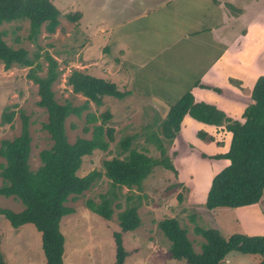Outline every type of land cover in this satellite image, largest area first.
I'll list each match as a JSON object with an SVG mask.
<instances>
[{"label":"rangeland","instance_id":"rangeland-1","mask_svg":"<svg viewBox=\"0 0 264 264\" xmlns=\"http://www.w3.org/2000/svg\"><path fill=\"white\" fill-rule=\"evenodd\" d=\"M50 1L61 13L60 27L55 34L48 35L43 29L38 39L32 41L29 39L28 22L4 24L0 30L6 32L4 39L10 46L24 48L32 57L36 53L41 56L39 62L43 64V72L39 73L40 76L47 72L46 54L58 61L62 75L53 85L57 102H70L74 107H80L87 101L82 95L74 94L67 85V78L74 70L101 79L108 78L111 73L114 77L129 76L124 81H117L120 87L117 86L123 92L134 88L133 95L124 100L106 97L101 107L92 102L89 104L88 111L96 115L106 111L112 113L113 119L108 126L115 130V142L109 152L97 150L92 156L85 157L79 176L93 170L105 173V161L119 156L123 159L125 155H122L120 142L129 136L137 137L133 142L134 148L161 160L157 140L148 142L147 138L154 127L161 126L170 109L189 92L198 102L212 104L211 98H214L231 116L241 118L242 103L247 101L242 96L250 94L252 80L245 82L244 86L243 81L234 79L237 85L233 88L239 93L223 91L221 94L220 88L223 87L217 86L218 90L211 96L203 89L191 86L195 82L205 84L207 75L203 73L204 69L215 57L219 59L222 55L223 47L211 42L208 32V29L220 28L225 21L219 2L229 3L225 4L224 11H230L233 19L239 14L244 16L240 22L242 25L247 21L264 23V0ZM78 12L82 15L80 21L72 23L67 20L66 15ZM243 26L247 28L246 24ZM239 29H233L232 34L238 33ZM120 58L131 59L124 67L114 69L120 65ZM28 73L29 68L17 66L5 71L0 61V144L3 140L20 136L24 115L28 119L32 139L29 164L31 170L36 171L41 166L40 153L50 149L53 141L44 129L48 113L39 106L38 86L28 79ZM133 76L135 86L132 84ZM209 80L211 85L221 82L216 78ZM6 107L16 113L15 118L12 123L1 125ZM88 111L81 118L70 116L66 120V135L71 144L78 138L92 137L91 132H84ZM189 119L173 143L159 129L155 130L175 171L156 167L144 181L141 192L136 188L131 192L123 187L122 198L116 202L121 204V208H114L110 221L98 218L87 207L89 200L99 203L101 196L111 189V182L105 176L83 196L67 203L75 213L64 217L60 227L65 238V264H114L116 247L113 235L119 231L118 215L138 204L141 225L137 230L123 234L128 254L125 264H186L173 259L170 254L171 243L159 228V223L166 219L178 220L198 254L206 241L197 235L196 228L219 230L225 238L234 234L264 235V195L259 204L252 207L213 211L206 208L213 178L229 165L226 160L211 157L229 149L231 134L222 128L215 129ZM197 130L205 137L197 135ZM4 162L0 157V163ZM2 184L0 176V186ZM128 197L135 199L129 202ZM0 209L19 213L25 207L13 197L0 196ZM0 250L5 264H47L42 236L37 229L31 224L14 229L2 216ZM259 258L234 252L226 264H258Z\"/></svg>","mask_w":264,"mask_h":264},{"label":"trees","instance_id":"trees-1","mask_svg":"<svg viewBox=\"0 0 264 264\" xmlns=\"http://www.w3.org/2000/svg\"><path fill=\"white\" fill-rule=\"evenodd\" d=\"M61 13L50 0H0V26L12 22L29 23V39L36 41L43 29L48 35L56 33L60 27ZM68 21L76 23L82 19L80 12L66 15ZM5 31L0 30V61L5 71L14 67L29 68L28 79L38 86L39 106L46 109L48 123L44 129L48 132L53 145L40 153L41 166L33 171L30 168L31 136L28 119L22 115L23 126L20 136L13 140H3L0 144V196L15 198L25 209L15 213L8 209H0L4 217L14 229L25 225H33L42 236V248L47 264H65V238L61 232V222L66 216L75 213L67 203L78 199L104 176L111 182V189L101 196L99 203L92 200L87 207L98 218L110 221L114 208H121L117 203L122 198V188L129 191L134 188L143 191V183L156 167L163 166L175 171L170 160L165 156L163 141L158 139L155 130L163 132L164 137L174 142L181 132L182 123L189 116L198 123L222 128L231 134L229 149L212 157L215 160H226L229 165L212 180L205 206L208 210L237 209L252 207L261 201L264 195V76L256 79L249 94L251 103L242 111L241 118L229 117L226 112L213 104L198 102L189 92L174 105L161 126L147 138L149 142L157 140L162 159L148 156L144 151L133 147L137 137L129 136L120 142L123 159L120 156L104 162L105 173L93 170L79 176L85 157L92 156L95 151L109 152L115 142V130L108 124L113 115L106 111L101 115L89 112L92 102L98 107L104 104L106 97L124 100L134 91H120L117 84L94 77L78 70L72 71L67 78V85L74 94L87 99L84 105L74 107L70 102L60 104L55 98L53 85L62 75L60 64L50 54H46L48 63L45 76L40 55L33 57L24 48L15 49L4 39ZM6 107L1 116V125L10 124L15 112ZM86 115L85 133L91 132L90 139L78 138L71 144L66 135V120L70 116ZM156 128V129H155ZM203 137V133H199ZM120 154V153H119ZM135 197H128L131 202ZM140 201V199H139ZM139 205V204H138ZM138 205L126 208L118 215L119 231L114 232L116 255L114 264H125L127 253L124 248L123 234L137 230L141 219L137 214ZM159 228L171 243L170 254L173 259L186 264H226L227 258L234 252L244 255L258 256V264H264V235L248 236L234 234L223 237L219 230H203L196 228L197 235L206 243L201 253H196L187 231L177 219H166L159 223ZM0 264H5L0 250Z\"/></svg>","mask_w":264,"mask_h":264},{"label":"crops","instance_id":"crops-1","mask_svg":"<svg viewBox=\"0 0 264 264\" xmlns=\"http://www.w3.org/2000/svg\"><path fill=\"white\" fill-rule=\"evenodd\" d=\"M224 1L227 2V0H224ZM225 4H229V3H225ZM225 4H222L221 1L219 2V7H220L219 10L225 15L224 23L220 26V28L208 29V32L212 37L211 42H213L215 45H219L223 47L222 55L220 56L219 59L218 58L216 59L215 57L213 61L211 62V64L209 65V67L204 69L203 73L207 75L206 76L207 80H204L205 84H200L199 82H195L191 86L193 88L199 87L200 90L203 89L204 91L207 92L208 96L215 94L214 91L216 92L218 90V87L219 88L223 87V88H220L221 90L219 89L221 94L223 91L239 93L234 89L236 88L235 85H237L235 82H233L234 79L243 81L244 86H246L245 82L248 83L249 80L250 81L252 80L253 86H254L256 79L259 78L260 76H264V35H263L264 34V23L260 21H253V22L247 21L241 25L240 22L244 18V16L239 14L233 19L232 16L229 15L231 14L230 11H224ZM227 14L230 18L227 16ZM232 22L235 23L234 26H232ZM245 24L247 28L243 26ZM236 27H240V29L238 30V33L232 34V32L234 31L233 29H235ZM244 29H246V31H244ZM130 59L128 60L126 58L124 60L120 58V60H118L120 65L114 66V69L121 68L122 66L124 67L125 63H128ZM115 64H117V62ZM132 64H135V63H132ZM129 73L131 72H128V74ZM128 77H124V76L114 77V75H112L111 73V75L108 78H106L105 76V80L107 79L108 81H112V82L115 80V83L117 84V81H120V82L124 81V79ZM211 78L219 79L221 80V82L218 83L217 80H215L214 82H217V83L214 85H211L210 84L211 80H209ZM132 84L135 86V77H134V81ZM117 85L119 86V84ZM133 90L134 88L132 89V91ZM248 96L249 94H247L246 97L242 96L244 99H247L246 102L243 101L245 105L242 103L244 108L249 103H251V99ZM211 103L217 106L219 109L226 112L228 116L230 115L228 110L225 107L218 105L216 101L214 100V98H211ZM229 117H233V116L230 115ZM189 118H190L189 116L185 117L182 123V127L184 126L185 122L190 120ZM234 119H239V118H234ZM193 123L197 126H200L201 124V123L197 124L195 122ZM196 133L198 135L200 131ZM203 136L205 137V134H203ZM221 153H217L216 155L221 154Z\"/></svg>","mask_w":264,"mask_h":264}]
</instances>
